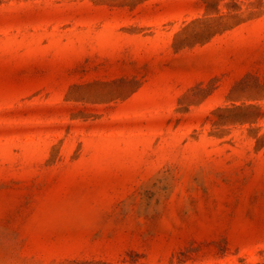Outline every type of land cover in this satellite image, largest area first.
<instances>
[{"label": "rangeland", "instance_id": "1", "mask_svg": "<svg viewBox=\"0 0 264 264\" xmlns=\"http://www.w3.org/2000/svg\"><path fill=\"white\" fill-rule=\"evenodd\" d=\"M0 264H264V0H0Z\"/></svg>", "mask_w": 264, "mask_h": 264}]
</instances>
